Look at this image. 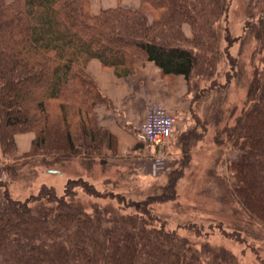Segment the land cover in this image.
Masks as SVG:
<instances>
[{"label":"trees","instance_id":"16d2710c","mask_svg":"<svg viewBox=\"0 0 264 264\" xmlns=\"http://www.w3.org/2000/svg\"><path fill=\"white\" fill-rule=\"evenodd\" d=\"M261 3L263 8L260 0H250L244 33L245 41L256 37L255 55L264 52ZM227 12V0H143L136 10L117 7L97 15L89 0H0V189L20 162L12 155L17 133L34 131L33 154L50 156L54 163L73 156L102 159L105 149H117L116 136L98 125L95 108L108 100L87 72L93 59L120 77L133 73L136 57L153 62L166 77L182 76L194 102L198 81L210 83L205 90L210 93L223 85L219 76L234 79L219 67ZM185 25L191 26L192 37L185 35ZM255 74L247 106L235 126L222 133L227 137L224 155L238 154L227 160L235 184L223 191L264 226V73ZM195 131L180 135L184 155L200 138ZM221 138L217 133L222 145ZM142 145L138 142L135 149ZM42 173L62 174L53 168ZM78 186L89 196L98 195L82 178L69 180L61 196L44 186L23 202L4 191L0 264H198L202 256L207 264H237L230 252L208 244L198 250L188 237L154 225L148 211L124 214L110 206L88 207L77 200Z\"/></svg>","mask_w":264,"mask_h":264},{"label":"rangeland","instance_id":"374dc122","mask_svg":"<svg viewBox=\"0 0 264 264\" xmlns=\"http://www.w3.org/2000/svg\"><path fill=\"white\" fill-rule=\"evenodd\" d=\"M6 1L8 4L12 2ZM227 2L228 12L222 20V26L227 31L223 32L219 43L223 53L219 67L222 71L230 70L234 79H227L226 74L219 76L218 83L229 84V87L226 89L221 85L219 88L222 90L218 88L210 93L205 90L210 89L211 84L198 81L195 89L198 98L195 102L187 91L188 117L176 113L174 108L177 101L173 108L164 102L160 103L169 108L170 114L177 118L173 137L166 146H151L139 131L133 135L143 144L141 151L129 150L126 154L112 158L117 149L114 152L105 149L102 159L73 156L54 163L50 156L45 158L41 153L33 154L32 144L36 137L34 131L17 133L14 135L16 151L12 155L20 158V162L16 163V170L12 171L11 177L6 179L7 187L0 189V204L7 203L4 191L12 200L23 202L40 194L44 186L55 189L61 196L65 194L69 180L82 178L89 181L98 192L96 196H89L80 186L75 188L77 200L88 207L96 204L101 207L110 206L124 214H142V211H148L150 217L157 220L152 221L154 225L188 237L198 250L208 244L233 254L237 264H264V226L246 216L238 203L224 197L223 191L225 185L232 187L235 184L234 178L228 173L227 160L237 157L238 154L230 151L228 156L224 155L227 150V137L222 133L228 127L235 126L236 118L247 104L248 85L254 79L255 72L260 76L264 73V52L263 55H255L258 46L256 37L244 40L249 22L250 0ZM262 3L260 0L261 8ZM142 4L143 0H89V9L93 15H97L103 10L117 7L136 10ZM255 13L257 15L259 12ZM184 33L187 37H192L190 25H185ZM231 59L236 64L235 70L232 69ZM92 61L99 60H91L87 64V72L104 93L97 80L89 73L88 67ZM102 68L111 72L117 80L126 79L122 81H127L136 74L134 70L130 76L120 77L113 69L103 65ZM161 74L167 83L176 81L175 77H166L162 72ZM227 80L231 81L227 83ZM107 104L108 101L97 107ZM190 108L192 114L189 112ZM222 115V119L218 121ZM184 123L188 126L186 130H196L195 133L200 136L197 142L193 138L192 142L195 143L188 155L182 153L179 143ZM217 133H221V139L224 140L222 145L216 142ZM79 143L77 142L78 145ZM147 147L150 149L147 150ZM139 154H144L140 155L144 158L138 161ZM26 155L29 157L22 158ZM52 168L60 170L62 174L42 173ZM172 184L173 188L169 187ZM107 194L114 198L103 196ZM198 264H207L205 256H202Z\"/></svg>","mask_w":264,"mask_h":264},{"label":"crops","instance_id":"0c3cea01","mask_svg":"<svg viewBox=\"0 0 264 264\" xmlns=\"http://www.w3.org/2000/svg\"><path fill=\"white\" fill-rule=\"evenodd\" d=\"M133 67L136 74L127 81L117 80L111 72L103 70L100 61H92L88 67L108 100L107 105L97 107V117L100 127L116 136L118 156L129 150L138 151L135 149L138 141L133 133H139L151 104L164 102L173 108L177 101L174 109L180 116L187 115L189 110L186 105L187 83L182 76L175 77L173 83H167L153 62L144 61L140 57L133 59ZM186 129L188 126L184 123L182 131ZM143 158L140 156L137 159L139 161Z\"/></svg>","mask_w":264,"mask_h":264},{"label":"built area","instance_id":"2783aa9c","mask_svg":"<svg viewBox=\"0 0 264 264\" xmlns=\"http://www.w3.org/2000/svg\"><path fill=\"white\" fill-rule=\"evenodd\" d=\"M176 124L177 118L170 114L169 108L153 103L148 107L140 133L151 146L162 148L171 141Z\"/></svg>","mask_w":264,"mask_h":264}]
</instances>
